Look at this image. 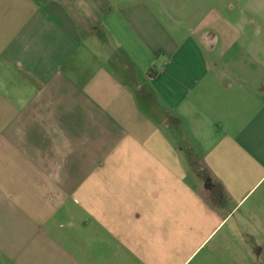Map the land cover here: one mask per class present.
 I'll list each match as a JSON object with an SVG mask.
<instances>
[{
  "label": "crops",
  "instance_id": "0c3cea01",
  "mask_svg": "<svg viewBox=\"0 0 264 264\" xmlns=\"http://www.w3.org/2000/svg\"><path fill=\"white\" fill-rule=\"evenodd\" d=\"M226 1L0 0V264H264V67L221 59L264 47Z\"/></svg>",
  "mask_w": 264,
  "mask_h": 264
},
{
  "label": "rangeland",
  "instance_id": "374dc122",
  "mask_svg": "<svg viewBox=\"0 0 264 264\" xmlns=\"http://www.w3.org/2000/svg\"><path fill=\"white\" fill-rule=\"evenodd\" d=\"M215 1V0H212ZM224 1V0H223ZM227 4L232 2L231 6L223 9L224 15L231 20L238 22L237 25L244 26L245 34L241 40L239 47L243 46L246 49L251 46L258 48L264 47V0H227ZM215 3V2H214ZM225 3V2H224ZM261 51V52H260ZM254 55H222V62H238L243 63L247 58H253L256 65L264 67V53L260 49ZM245 60H243V58ZM249 61L248 63H250ZM229 64V63H228ZM246 64V61L244 62ZM255 79H264V72L260 71L255 74ZM215 241L201 247L196 254L186 264H234L231 262V257L226 250L215 248Z\"/></svg>",
  "mask_w": 264,
  "mask_h": 264
}]
</instances>
